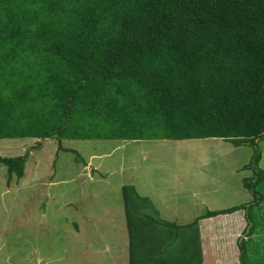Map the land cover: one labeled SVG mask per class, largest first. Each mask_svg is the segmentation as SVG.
<instances>
[{
  "label": "trees",
  "instance_id": "trees-1",
  "mask_svg": "<svg viewBox=\"0 0 264 264\" xmlns=\"http://www.w3.org/2000/svg\"><path fill=\"white\" fill-rule=\"evenodd\" d=\"M34 139L0 157L6 184L23 177L46 139L188 140L247 145L238 264L262 202L264 0H0V140ZM65 150V149H64ZM75 160L79 162L75 151ZM123 188L129 263L135 264L134 199ZM131 203V204H130ZM131 209V210H130ZM134 212V213H133Z\"/></svg>",
  "mask_w": 264,
  "mask_h": 264
},
{
  "label": "rangeland",
  "instance_id": "rangeland-1",
  "mask_svg": "<svg viewBox=\"0 0 264 264\" xmlns=\"http://www.w3.org/2000/svg\"><path fill=\"white\" fill-rule=\"evenodd\" d=\"M34 142L1 139L0 157L22 155ZM60 145L61 150L55 139H46L40 149L30 151L18 181L12 178L6 184L5 167L0 165V264H116L104 244L116 248L114 238L124 234L129 239L123 188H128V197L151 194V204L163 212L164 220L177 224L191 223L205 213L194 201L201 200L206 189H220L219 209L239 204L247 192L241 185V178L250 174L241 169L252 153L247 145L235 147L219 138L63 139ZM260 146L263 151L264 142ZM66 150L75 151L79 162ZM257 190L264 214V182ZM163 203L174 213L165 211ZM146 205L131 208L142 206L146 216L156 219L158 214L149 213ZM211 223L209 233L219 235L241 224L234 212L217 215ZM255 227L247 255L250 264H264V221H255ZM232 247L227 248L225 264H238L237 247Z\"/></svg>",
  "mask_w": 264,
  "mask_h": 264
},
{
  "label": "crops",
  "instance_id": "crops-1",
  "mask_svg": "<svg viewBox=\"0 0 264 264\" xmlns=\"http://www.w3.org/2000/svg\"><path fill=\"white\" fill-rule=\"evenodd\" d=\"M259 165L262 169H264V150L262 151ZM241 169L243 170V168ZM244 177L246 176H243L242 178ZM242 190L244 189L242 188ZM243 192L246 191L244 190ZM212 194L215 195L210 197ZM245 194L246 195H243L245 198L239 197L241 199L239 204L247 201L246 199L248 196L250 198V195L247 192ZM144 195H140L139 197L146 199L145 201L134 199V204L139 205L145 203V205L147 204L146 206L148 207L147 209L149 213L155 215L158 214V217H156L157 220L177 224L175 220H164V217L160 214L163 212H159L156 209V206H152L153 204H151L152 202L150 200L153 198V196H151V194ZM203 195L204 197L201 200L194 201V203L204 206L205 212L223 210L218 208V205L222 203L220 199V197H222L220 195V189H206L204 190ZM192 198L197 199L195 193L192 194ZM163 205L166 208L165 211L174 213L170 206L166 205V203H163ZM141 209L142 206L139 210L137 209V212L134 213V227L136 228L134 237V257L136 258L135 264H225L223 261H225V259L228 257L227 248L229 245L231 246L230 250H232V246L236 247L235 238L240 236L244 226V222L242 223L241 221L243 220L242 212L236 211L234 214H237L238 221L241 222V224L239 223V229L234 228V226L233 228L230 227V229L221 230L222 233L220 235L216 231L209 233L211 230V225H213L211 220L213 221V219L216 217L215 216L200 219L194 226L182 228L178 232H175L172 228L164 227L163 225L150 221L148 216L145 215L147 211L145 209ZM262 209L263 207H260V205L254 209V220L256 221L257 225L258 223L264 221V217H259L264 215ZM259 210L260 213L258 215ZM233 224L234 222L232 225ZM177 225L185 224L178 223ZM212 229H214L213 226ZM254 230L256 231V227ZM255 231L250 237L245 239L246 251L247 247H249L248 243L252 240ZM114 239L115 240L112 244L115 243L116 248L112 245H108L106 242L104 244V249H106L108 252H111L116 264H128L129 239L127 236H124V234H122L121 237ZM111 254H109L110 257ZM97 263L102 264V261L97 260Z\"/></svg>",
  "mask_w": 264,
  "mask_h": 264
}]
</instances>
